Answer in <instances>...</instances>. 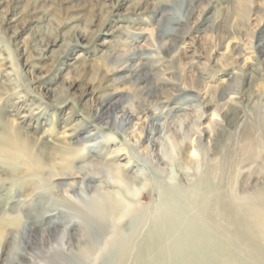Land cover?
<instances>
[{"label":"rangeland","instance_id":"1","mask_svg":"<svg viewBox=\"0 0 264 264\" xmlns=\"http://www.w3.org/2000/svg\"><path fill=\"white\" fill-rule=\"evenodd\" d=\"M0 58V264H140L152 172L264 193V0H0Z\"/></svg>","mask_w":264,"mask_h":264},{"label":"bare ground","instance_id":"2","mask_svg":"<svg viewBox=\"0 0 264 264\" xmlns=\"http://www.w3.org/2000/svg\"><path fill=\"white\" fill-rule=\"evenodd\" d=\"M2 60L4 58H0V61ZM3 64L1 63L0 66ZM87 93L91 95V99L95 96L94 89H90ZM109 101L108 95L101 96L97 103L101 108L100 110L104 109ZM128 116V114L123 113L124 120H129ZM18 142L20 141H17L18 147L25 150V146ZM10 146L12 145L10 144ZM14 148L16 147L13 146L12 149L14 150ZM72 150L70 149L69 153ZM72 152L76 153L77 151L74 149ZM67 156L69 155L67 154ZM46 171L48 172L47 169ZM47 174L52 178V171ZM60 175L61 173L58 176ZM152 175L154 176L155 190L159 193L161 202H158L156 208L153 227L146 239L137 248V258L140 264H264V193L242 198L236 195L229 186H220L202 180L194 188L192 195L189 193L191 197L186 201L182 193L177 194L163 189L161 182H159V176L155 172H152ZM136 177H140L138 173ZM119 179L121 183H115L127 196L134 198L138 193L144 190L148 191L147 183L141 184L134 178L123 176ZM123 182L124 184H122ZM107 202H109L107 205V207L109 206L107 208L109 209L108 215L111 217L117 216L120 212L126 214L129 209L126 208V205L120 204V201L109 199ZM107 202L100 205H106ZM58 223L56 220H51L48 233L55 232ZM112 244H115V240ZM118 245V260L114 264H125L131 245L127 240H122V243L119 242Z\"/></svg>","mask_w":264,"mask_h":264}]
</instances>
